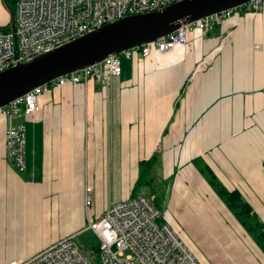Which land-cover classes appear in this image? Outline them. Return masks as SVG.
<instances>
[{
  "label": "crops",
  "instance_id": "0c3cea01",
  "mask_svg": "<svg viewBox=\"0 0 264 264\" xmlns=\"http://www.w3.org/2000/svg\"><path fill=\"white\" fill-rule=\"evenodd\" d=\"M12 125L25 128L26 167L19 173L9 160L0 116V264L78 238L111 204L148 199L153 183L171 187L167 220L201 264H264L195 165L264 226V6L237 9L187 47L122 59L108 87L91 78L52 88Z\"/></svg>",
  "mask_w": 264,
  "mask_h": 264
},
{
  "label": "built area",
  "instance_id": "2783aa9c",
  "mask_svg": "<svg viewBox=\"0 0 264 264\" xmlns=\"http://www.w3.org/2000/svg\"><path fill=\"white\" fill-rule=\"evenodd\" d=\"M184 0H14L15 30L0 27V73L73 41L106 24L129 16L159 11ZM264 0L205 16L174 32L141 46L110 55L100 63L67 73L35 87L0 108L8 121L5 149L15 170L24 172L25 128L12 125L13 116L32 115L39 109L42 94L52 88L85 84L93 78L109 86L122 71V59L135 54L147 58L153 51L167 54L176 47H187L192 40L205 37L246 7L259 13ZM91 189L85 188V208L90 206ZM160 213L143 197L111 204L97 221H88L84 232L97 240L95 260L86 256L76 242L77 235L66 237L30 258L9 264H201L172 226L160 223Z\"/></svg>",
  "mask_w": 264,
  "mask_h": 264
},
{
  "label": "water",
  "instance_id": "95a60500",
  "mask_svg": "<svg viewBox=\"0 0 264 264\" xmlns=\"http://www.w3.org/2000/svg\"><path fill=\"white\" fill-rule=\"evenodd\" d=\"M251 0H184L156 12L125 17L93 30L55 50L0 73V108L59 76L100 63L110 55L153 42L205 16L238 8ZM9 28L15 30L14 11Z\"/></svg>",
  "mask_w": 264,
  "mask_h": 264
},
{
  "label": "trees",
  "instance_id": "16d2710c",
  "mask_svg": "<svg viewBox=\"0 0 264 264\" xmlns=\"http://www.w3.org/2000/svg\"><path fill=\"white\" fill-rule=\"evenodd\" d=\"M8 5L14 9V0H7ZM198 162L195 161V165L199 170L200 174L206 178L208 183L214 189L218 197L222 200L225 206L231 211V213L235 216L238 220L240 225L243 229L248 233V235L253 239V241L264 251V226L260 223L254 215L251 214L250 207L241 199L240 195L237 192H230L226 190L221 183L217 180V178L212 173L205 172L203 169L202 164L199 165ZM154 163V160H148L140 163V177H143V174L147 169H149ZM208 171V169H207ZM160 213V223H166V220L161 213ZM86 237L84 239V243L78 244V246L83 251V246H87L89 248V252L91 257L86 254L87 257L95 260L97 254V240L95 236L90 233L86 232ZM93 243H95L93 245ZM92 245V246H91ZM94 257V258H93Z\"/></svg>",
  "mask_w": 264,
  "mask_h": 264
},
{
  "label": "rangeland",
  "instance_id": "374dc122",
  "mask_svg": "<svg viewBox=\"0 0 264 264\" xmlns=\"http://www.w3.org/2000/svg\"><path fill=\"white\" fill-rule=\"evenodd\" d=\"M0 27H5V26H8L10 24V13L8 12V10L6 9V7L4 6V4H2V0H0ZM181 171V170H180ZM179 175V174H178ZM146 176V175H145ZM143 181H147L146 180V177H140V182L143 183ZM147 186L149 187H152L151 188H148L144 191H142V194H145L149 196V200L151 201V203L153 204V206L158 210V211H161V213L163 214L166 222H168L170 224V222L167 220V219H171V214L168 212V217L166 215V208L168 207V199H167V196H168V190L170 189L171 190V187L169 188V185L168 184H164V183H161V184H158V183H153V184H146ZM168 211V210H167ZM88 225V222L86 224V226ZM86 232L82 233L81 235H79L78 238H76V242L78 244H82L84 243V239L86 237ZM95 243H93L94 245ZM83 246V251L89 256L91 257L90 253L89 252V248H87V246ZM92 246V245H91ZM94 258V257H93ZM215 259H212V263L214 264Z\"/></svg>",
  "mask_w": 264,
  "mask_h": 264
}]
</instances>
